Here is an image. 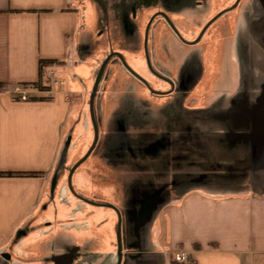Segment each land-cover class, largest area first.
<instances>
[{"label": "crops", "instance_id": "1", "mask_svg": "<svg viewBox=\"0 0 264 264\" xmlns=\"http://www.w3.org/2000/svg\"><path fill=\"white\" fill-rule=\"evenodd\" d=\"M250 4L254 18H245L257 28L248 42L251 56L238 44L244 37L237 40L249 78L240 74L239 96L231 102L193 99L192 89L167 110V92L154 88L170 82L150 70L144 39L135 38V47L128 37L111 40L117 45L111 52L125 56L144 81L117 56L124 77L110 88L124 97L101 136L100 127V143L117 130L121 142L130 138L134 146L139 139L147 146L97 149L74 171L70 186L73 165L59 161L70 134L86 129L79 107L101 49L103 9L82 0H0V171L42 172L0 176V264H118L119 213L110 204L122 217L121 264H180L176 252L198 264H264V0ZM114 8L104 9L112 13L104 24L111 30L113 20L119 31ZM158 27L155 19L149 29ZM164 39L156 33L147 39L160 65ZM40 59L64 62L50 68L59 82L49 91L26 87L30 99L22 100L15 89L38 80ZM78 63L90 74L70 70ZM183 76L174 90L183 88ZM121 157L127 159L119 165ZM155 193L164 196L156 208Z\"/></svg>", "mask_w": 264, "mask_h": 264}, {"label": "rangeland", "instance_id": "2", "mask_svg": "<svg viewBox=\"0 0 264 264\" xmlns=\"http://www.w3.org/2000/svg\"><path fill=\"white\" fill-rule=\"evenodd\" d=\"M82 1H86L87 4L91 2H93V4L96 3L97 7L103 9V11L100 13L101 27H99L98 32H101L102 34L104 33V36L102 39H100L101 49L96 52L97 54L95 53L96 59L95 62H93L94 68L90 77V83L88 84L84 100L79 107L80 115L83 116V118L87 121L86 129L83 127L78 132L74 134L72 132V134H70V141L69 143L67 142L69 149H65V152L59 161L60 165L61 163H66L67 161H70V166L74 165L79 159L83 157L84 154L87 153L93 144L94 132L90 119L89 99L100 65L117 46H112V44L110 45L111 40H116L115 37H119L120 39L123 37H128L130 39V45L133 46L135 38H138L137 41L139 39H144L145 47V35L148 26L147 23L151 16L155 13L157 14L160 11H163L168 14L171 22L173 25H175L176 29L182 36V38H179L170 25H168V23L161 16L155 17V19L158 20V29H149L151 26L150 24L147 31V35L156 33L159 38L166 37L169 39H164V41L161 43V65L157 64V62H153L147 45V52L150 62L149 65L147 61L148 66H151V69H158L162 73L167 75L169 74L168 76H171H167V78L172 85L167 82L162 84V88H154L152 85V87L159 92H167L165 98L159 97L160 99H166L165 104L167 110L169 108L168 105H173L176 100L184 99L186 95L189 96L190 90L192 89H195L196 92L195 97H192L193 99H206L208 103H217L220 100L224 101L225 99H229L231 102V100L236 99L239 96L237 95V83L238 79L240 78V74H242L244 79L248 80L249 78L248 76L244 75L248 72L245 69V66L248 68V62L246 60V56L239 53L238 44L239 46L241 45L240 47L245 48V50L248 52H250V49L254 47L252 45L253 43L249 44L248 42L254 41L253 35L257 28L252 26V24L249 26L248 24L250 21L245 18V15L247 16L248 13L252 15L251 19L254 18V14L252 13L254 11L249 12L251 9L250 3L252 0H239V4L236 5V0H126V4L128 5H124V1L122 0ZM109 3L115 4L113 17L115 21L118 20L119 22V31H117L118 29L115 28L116 23L114 24L112 17V21H110L112 22V27L114 30H110L104 24V21L107 22L110 14H112L104 10L105 8H108V5H110ZM224 10L225 13L216 18L201 34L199 40L196 41L208 21L219 12ZM152 26H154V24H152ZM112 31H114V35ZM239 37H244L241 44L240 42L237 44ZM245 38H249V40L246 41ZM170 39L176 40L178 45H171L172 42H170ZM165 42H170V44H166L165 46ZM136 45L139 46L138 44H135V46ZM260 47H262V45L256 48L259 49ZM180 54L183 56L181 61L178 59V55ZM251 54L252 53L250 52V56ZM174 55L176 60H174ZM165 56L168 58H164ZM88 57L89 56L86 58ZM123 57L126 60V57ZM117 62L121 63L120 59L115 55L109 60L104 71L105 73H103L102 76L103 80L101 79L102 82L99 84L94 102V113L97 125L99 130L100 127L102 128L100 136L102 135V132L106 131L107 128L104 122L109 120V118L113 115L112 110L115 108L117 100L122 97V95H118L119 93L116 94L111 92L110 88L112 86L111 82L114 81V78L119 77V80H121L124 77L123 75L119 74L118 69L120 70L121 68H119ZM126 62L130 65L127 60ZM70 70L79 72L80 76L83 75V77L90 74L89 66L83 63H78L77 65L71 66ZM70 70L69 72H71ZM182 75H184L183 88L174 90L177 84L181 82L180 78ZM71 76L72 75L70 73L67 74L66 78L68 82L72 80ZM174 80L176 82L175 86L173 85ZM141 86L142 85L138 83V91L140 90ZM140 97L143 96L141 95ZM171 107L173 108V106ZM215 115L217 117H225L226 114L218 113ZM167 119L169 120V118ZM135 126L141 127V125L138 124ZM116 132L118 131L115 130L113 135L109 133L107 135L109 140L105 139L101 143L99 138L91 154L97 149L111 150L116 146H121V144L123 145V143L128 147H133L136 149L145 148V146H147V144L139 142L141 141L139 139H137L138 141H133L134 146L131 143L130 138L129 140L127 138L123 139L121 142L119 139L120 136L118 137ZM141 135L142 134L139 132L137 137L139 138ZM66 150H70L68 151L70 156ZM134 156V159H136L137 157H140V154ZM121 158L118 160L119 165L123 163L126 157ZM153 197V202L155 203L154 206L156 208L163 201L164 196L160 193H155ZM139 199L138 205L141 204L142 198L140 197ZM128 207L129 206L126 205L123 211L127 212Z\"/></svg>", "mask_w": 264, "mask_h": 264}, {"label": "water", "instance_id": "3", "mask_svg": "<svg viewBox=\"0 0 264 264\" xmlns=\"http://www.w3.org/2000/svg\"><path fill=\"white\" fill-rule=\"evenodd\" d=\"M239 2V0H237V2L235 3V5ZM224 11L218 13L217 15H215L206 25L205 27L202 29L199 37L196 39V41L199 40L201 34L205 31V29L216 19L218 18L220 15H222ZM165 17L166 15L163 14ZM153 18V17H152ZM152 18L150 19L149 23H148V26H147V29H146V35H145V53H146V59L150 65V62H149V56H148V52H147V31H148V28H149V25H150V22L152 20ZM195 41V42H196ZM118 56L121 61L123 62V65L131 72L133 73L135 76H137L138 78H140L141 80H143V78L126 62V60L124 59L123 55L120 53V52H111L109 54V56L104 59L103 63L101 64L100 68H99V71L96 75V78H95V81H94V85H93V88H92V92H91V95H90V116H91V121H92V124H93V127H94V141H93V144L92 146L90 147V149L87 151V153L77 162L73 165V167L71 168L70 170V173H69V184L71 186V178H72V175L74 173V171L89 157V155L91 154V152L93 151V149L95 148L98 140H99V128H98V125H97V121H96V117H95V113H94V102H95V98H96V94H97V90H98V87H99V84L101 82V79H102V76H103V73L105 71V68L109 62V60L111 59L112 56ZM151 67V66H150ZM144 81V80H143ZM110 207L116 209L119 213V225H118V254H119V263L118 264H121V258H122V217H121V213L119 211V209L115 206V205H112L110 204L109 205Z\"/></svg>", "mask_w": 264, "mask_h": 264}, {"label": "trees", "instance_id": "4", "mask_svg": "<svg viewBox=\"0 0 264 264\" xmlns=\"http://www.w3.org/2000/svg\"><path fill=\"white\" fill-rule=\"evenodd\" d=\"M64 63L58 59H40L39 61V77L36 82L33 83H23V86L30 87L33 86L40 91H49L52 88L51 80L48 76L49 70L53 65H60ZM50 97L45 96H32L31 100H49ZM42 172H3L0 171V176H38Z\"/></svg>", "mask_w": 264, "mask_h": 264}, {"label": "built area", "instance_id": "5", "mask_svg": "<svg viewBox=\"0 0 264 264\" xmlns=\"http://www.w3.org/2000/svg\"><path fill=\"white\" fill-rule=\"evenodd\" d=\"M56 71L50 69L48 76L51 80V85L57 84L59 81L55 77ZM63 83V82H62ZM15 92L18 94V97L22 100H29L30 95L28 89L22 85H18L15 89ZM67 100H74V96L71 94L66 95ZM174 261L180 264H198V262L187 252H176L174 255Z\"/></svg>", "mask_w": 264, "mask_h": 264}, {"label": "flooded vegetation", "instance_id": "6", "mask_svg": "<svg viewBox=\"0 0 264 264\" xmlns=\"http://www.w3.org/2000/svg\"><path fill=\"white\" fill-rule=\"evenodd\" d=\"M237 2V1H236ZM239 3V2H238ZM237 3V4H238ZM222 12V11H221ZM220 13V12H219ZM225 13V10H224V12L222 13V14H224ZM163 14H165L166 15V17L163 15ZM157 16H161V17H163L164 18V20L168 23V25H170V27L174 30V32L178 35V37L179 38H182V36H181V34H180V32L176 29V27H175V25H173V23L171 22V20H170V17H169V15L168 14H166L165 12H163V11H160L159 13H157L153 18H152V20H151V23L155 20V17H157ZM213 18V17H212ZM211 18V19H212ZM210 19V20H211ZM209 20V21H210ZM208 21V22H209ZM150 23V24H151ZM148 39V38H147ZM150 68V67H149ZM150 70L152 71V72H154L155 74H157L158 76H160V77H162V78H164V79H166V80H168L169 81V79L167 78V76H165L164 75V73H162L160 70H158V69H154V68H150ZM170 82V81H169ZM171 83V82H170ZM173 85L175 86V82H173Z\"/></svg>", "mask_w": 264, "mask_h": 264}]
</instances>
